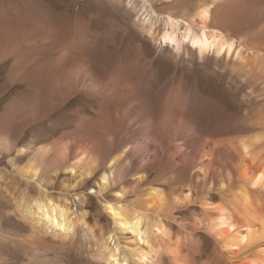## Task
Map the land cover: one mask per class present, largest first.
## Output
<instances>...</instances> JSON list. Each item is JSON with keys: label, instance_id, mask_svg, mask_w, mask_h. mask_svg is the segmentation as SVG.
Returning a JSON list of instances; mask_svg holds the SVG:
<instances>
[{"label": "rangeland", "instance_id": "1", "mask_svg": "<svg viewBox=\"0 0 264 264\" xmlns=\"http://www.w3.org/2000/svg\"><path fill=\"white\" fill-rule=\"evenodd\" d=\"M165 1L153 0L163 14L160 22L154 21V30L162 32L169 28L164 14L179 15ZM187 1L189 13L197 0ZM30 4L37 13L27 12ZM146 4L0 0L2 183L7 177L20 178L17 168L38 147L48 146L31 189L43 187L55 198L68 199L81 220L76 218L73 244L64 249L54 240L40 245L38 235L29 237L0 193V264H103L90 255L89 232L113 225L103 202L116 199L121 187L126 191L123 204L151 187L161 188L165 196L164 207L149 210L169 230L168 236L156 238L162 254L155 264H174L169 245L188 264H245L253 258L252 251L234 258L207 222L235 204L239 140L255 132L264 135V51L242 45L239 57H200L188 42L180 51L155 44L142 31L149 20ZM82 23L87 27L77 30ZM105 44L110 56L96 61V51ZM243 61L250 66L242 67ZM202 77L209 84L205 92L193 85ZM204 100L209 105L194 110ZM166 112L173 113L166 117ZM23 146L31 149L19 156ZM82 154L94 163L96 177L119 157L111 191L103 196L92 191L91 182L81 179L82 165L74 173L67 171ZM250 195L261 209L264 194ZM181 196L184 203H176ZM116 236L122 246L132 240L129 232Z\"/></svg>", "mask_w": 264, "mask_h": 264}, {"label": "bare ground", "instance_id": "2", "mask_svg": "<svg viewBox=\"0 0 264 264\" xmlns=\"http://www.w3.org/2000/svg\"><path fill=\"white\" fill-rule=\"evenodd\" d=\"M145 3L149 4V7L147 4L144 5L148 10L146 12L149 14V20H144L142 31L148 34L155 44L163 47L173 46L176 51H180L182 46L188 42L189 48L196 50L200 57L208 53L220 57L225 45L233 46L232 54H236V57L240 56L239 46L242 45H248L259 53L264 51V0H197L189 13L186 12L188 1L166 0L165 5L170 4V7L178 9L179 15L164 14V21L169 28L163 32L154 30L155 22H160V16L163 14L156 11L153 0H145ZM26 10L30 14L37 13L31 4ZM205 11H207V16H205ZM182 13L184 15L188 13V16L185 17ZM85 27L87 25L83 24L81 27L78 26L77 30L85 29ZM193 42L199 43L201 47H192ZM105 45L104 48L96 51L94 56L96 61H104L110 56L111 51ZM223 55L231 56L227 53ZM247 62L243 61L242 67L250 66ZM188 78L193 79L190 75ZM193 85L197 91L205 92L209 89V84L203 77L199 79L197 84ZM206 104L209 105L205 100L204 102L199 101L196 104L197 107L194 106V110H199ZM171 107V109H175L174 106ZM172 113L166 112L165 116L169 117ZM196 116L198 117V115ZM263 139L262 132H255L251 136L239 140L237 151H235L241 157L240 184L237 183L240 185V189L234 197L235 204L222 209L219 215L207 222L209 229L214 232L223 248L232 252L234 258L252 251L250 254L253 255V258H247L249 260L244 261L245 264H264V204L260 205V209L258 205H254L250 195L253 191L264 194V175H262L264 174V146L259 147ZM30 149L28 146H23L18 149L17 154L19 156L24 155ZM48 150V146L38 147L30 158L31 160L23 167L17 168V175L20 178L10 179L11 177H7L2 183L3 177L0 175V193L6 201L10 213L18 220L19 225L32 235V237L29 236L30 238H33V235H38L40 245L41 243L46 245L49 241L54 240L52 243L58 245L60 249H64L70 242L74 243L73 236L76 226L78 221H81L78 216L75 217L77 211L74 210L73 204L64 197L55 198L43 187L31 189L32 183L36 182V178L41 172L42 160L46 157ZM127 151L128 148L122 154ZM118 163L119 157L112 158L108 163V168L99 174V176H107V185L102 180L97 179L94 163L91 165L87 162L84 154L66 167L68 172L74 173L79 166H84L81 177L91 182L90 189L92 191L103 196L115 187ZM143 178L144 176L141 174L135 176L139 182L143 181ZM225 186V183H221L220 187L224 189ZM125 192V188L121 187L115 192L116 199L104 200V208L111 216L113 225L96 227L97 231H94L95 228H90L91 241L89 243H91L90 247L92 248L90 255L92 259L103 264H155L160 261L162 254V248L156 238L168 236L169 230L158 216L151 217L149 210L164 207L166 204L165 196L161 188L151 187L147 191H141L136 200L129 202V204H123L121 199L125 196ZM185 195L190 196L191 194L185 193ZM176 200V203H184L182 196L177 197ZM82 223L85 224L84 216ZM126 232L132 235V240L128 243L125 241L126 244L122 246L116 235ZM47 236L50 239H46ZM36 247L35 244L34 250ZM171 247L169 245L168 250H170L169 254L172 256L174 264H188ZM114 255L116 261L110 259Z\"/></svg>", "mask_w": 264, "mask_h": 264}, {"label": "snow or ice", "instance_id": "3", "mask_svg": "<svg viewBox=\"0 0 264 264\" xmlns=\"http://www.w3.org/2000/svg\"><path fill=\"white\" fill-rule=\"evenodd\" d=\"M205 16H207V11H205ZM173 43H174V41H173ZM192 47L198 48V47H201V45L197 42H193ZM232 51H233L232 45H225L221 51V55H223L225 53H227L228 55H231ZM262 175H264V174H262ZM81 179H83V177H81ZM97 179L102 180L105 185L108 184V178L106 175L98 176ZM109 209H110V206H109ZM141 243H143V240H141ZM110 259H112L113 261H116V256L114 255Z\"/></svg>", "mask_w": 264, "mask_h": 264}]
</instances>
